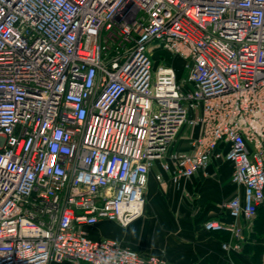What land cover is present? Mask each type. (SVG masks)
<instances>
[{"label":"built area","instance_id":"built-area-1","mask_svg":"<svg viewBox=\"0 0 264 264\" xmlns=\"http://www.w3.org/2000/svg\"><path fill=\"white\" fill-rule=\"evenodd\" d=\"M219 159L243 192L205 227L242 238L264 202V0H0V264H176L86 226L140 218L156 162L178 184Z\"/></svg>","mask_w":264,"mask_h":264},{"label":"crops","instance_id":"crops-1","mask_svg":"<svg viewBox=\"0 0 264 264\" xmlns=\"http://www.w3.org/2000/svg\"><path fill=\"white\" fill-rule=\"evenodd\" d=\"M199 129H185L178 137L176 149L186 136L198 135ZM233 164L214 160L206 172L182 178L178 184L163 170L160 161L148 175L143 215L128 226L103 220L86 226L92 239H114L142 256H159L176 264H264V202L255 217L241 216L237 226L242 238L224 229L208 231L209 220L226 225L234 220L227 202L243 187L232 180ZM161 174L159 180L157 175ZM231 244L225 249L223 244ZM234 244L240 248L233 249ZM50 264H75L70 260Z\"/></svg>","mask_w":264,"mask_h":264},{"label":"rangeland","instance_id":"rangeland-1","mask_svg":"<svg viewBox=\"0 0 264 264\" xmlns=\"http://www.w3.org/2000/svg\"><path fill=\"white\" fill-rule=\"evenodd\" d=\"M152 53V59L156 64L172 63L181 79H186L189 75V69L186 68L188 60L181 57H173L169 51L163 48H152Z\"/></svg>","mask_w":264,"mask_h":264}]
</instances>
